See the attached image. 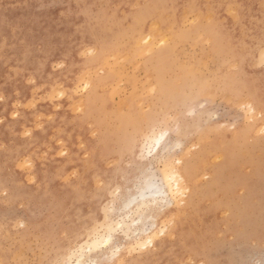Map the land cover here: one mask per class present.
<instances>
[{
    "label": "rangeland",
    "instance_id": "1",
    "mask_svg": "<svg viewBox=\"0 0 264 264\" xmlns=\"http://www.w3.org/2000/svg\"><path fill=\"white\" fill-rule=\"evenodd\" d=\"M262 50L264 0H0V264H264Z\"/></svg>",
    "mask_w": 264,
    "mask_h": 264
},
{
    "label": "bare ground",
    "instance_id": "2",
    "mask_svg": "<svg viewBox=\"0 0 264 264\" xmlns=\"http://www.w3.org/2000/svg\"><path fill=\"white\" fill-rule=\"evenodd\" d=\"M153 23V22H152ZM148 33V32H147ZM146 35L147 34H145V36H141L142 38H144V37H146ZM141 37H140V39H141ZM148 37V36H147ZM147 39H149V38H147ZM160 132V131H159ZM158 132V133H159ZM163 132V131H162ZM154 135V134H153ZM153 135H150L149 137H147V138H149L150 140H152L153 139ZM158 135V134H157ZM147 136V135H146ZM149 141V140H148ZM154 141V140H153ZM160 143V142H159ZM158 143V144H159ZM149 144H151L150 142H149ZM150 146V145H149ZM176 174H177V172L175 171V170H173L172 172H169V173H167V172H163L162 173V179H163V183H164V186L165 187H167V190H164L163 189V186H158V185H156V183H153V181L151 182V183H153V184H155L156 185V187H157V189H158V193L159 194H145L146 195V199H144L143 201H142V203L143 204H145V205H147L148 204V202H151V201H153V202H157V200L159 199V198H163L162 196L164 195L165 197H166V193L168 192V194H171V195H174V193L176 194L177 193V189H176V183L171 179V177H175L176 176ZM177 180V179H176ZM178 181V180H177ZM179 182V181H178ZM158 203V202H157ZM156 203V204H157ZM150 204V203H149ZM140 209V208H139ZM121 219V218H120ZM111 222H109L107 225L105 224V226H104V228H105V231H104V233L102 232V234H100L99 232V234L97 235V236H94L93 237V239H91L89 242L86 240L85 242H88V246L89 247H93V248H95V247H99V245L100 244H106L105 243V241H107V243L110 241V239H111V236H112V233H113V231H115V227H120V226H123V222L122 221H120V220H118V221H116L114 224H110ZM110 224V225H109ZM125 225V224H124ZM101 229H103V228H101ZM120 229H122V228H120ZM129 230V229H128ZM152 236H154V234L153 235H149L148 237H147V240L146 241H151L152 242ZM145 241V242H146ZM145 242H143V241H138V245L140 246V247H143V245L145 244ZM79 254V253H78ZM83 254V253H82ZM82 254L80 253L79 255H77L76 256V262H75V264H81L82 263V259H81V257H82ZM72 256H73V254H72Z\"/></svg>",
    "mask_w": 264,
    "mask_h": 264
},
{
    "label": "snow or ice",
    "instance_id": "3",
    "mask_svg": "<svg viewBox=\"0 0 264 264\" xmlns=\"http://www.w3.org/2000/svg\"><path fill=\"white\" fill-rule=\"evenodd\" d=\"M83 55H86V56H92L94 55V50L92 49H86L84 52H83ZM261 64L264 65V50L261 51ZM239 69H237L238 71ZM261 71H264V67H262ZM262 134H264V129H262ZM166 135V133L164 132H161L159 133V135L157 137H155V142L156 143H159L160 140H162L164 138V136ZM171 179L176 183V189H177V193L179 194L180 193V185H179V182L176 180V178L173 176L171 177ZM159 194L158 193V189L156 187L155 184L151 183V182H148L146 181L145 182V187L144 189L140 192V196H139V199L141 200H144L146 199V195L145 194ZM136 202V198H133L128 205H125V207H129L131 204H134ZM135 223V221H134ZM105 243H107V241H105ZM151 243V241H146L145 244L143 246H147ZM117 251H119V249H117Z\"/></svg>",
    "mask_w": 264,
    "mask_h": 264
}]
</instances>
